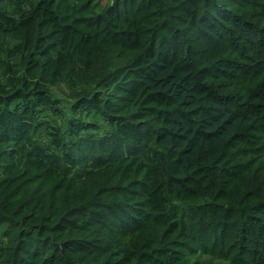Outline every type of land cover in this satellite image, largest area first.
Listing matches in <instances>:
<instances>
[{"label": "trees", "instance_id": "16d2710c", "mask_svg": "<svg viewBox=\"0 0 264 264\" xmlns=\"http://www.w3.org/2000/svg\"><path fill=\"white\" fill-rule=\"evenodd\" d=\"M0 264H264V0H0Z\"/></svg>", "mask_w": 264, "mask_h": 264}, {"label": "rangeland", "instance_id": "374dc122", "mask_svg": "<svg viewBox=\"0 0 264 264\" xmlns=\"http://www.w3.org/2000/svg\"><path fill=\"white\" fill-rule=\"evenodd\" d=\"M109 0H104V3L108 2Z\"/></svg>", "mask_w": 264, "mask_h": 264}]
</instances>
